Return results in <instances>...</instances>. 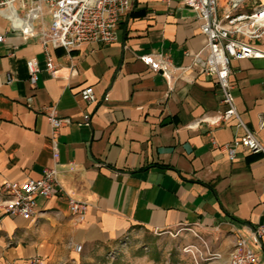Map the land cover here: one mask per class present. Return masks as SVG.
Wrapping results in <instances>:
<instances>
[{"label":"crops","instance_id":"obj_1","mask_svg":"<svg viewBox=\"0 0 264 264\" xmlns=\"http://www.w3.org/2000/svg\"><path fill=\"white\" fill-rule=\"evenodd\" d=\"M0 35V264L34 256L61 264L76 258L78 244L107 247L137 227L179 226L233 237L238 229L264 264V233L258 243L249 238L264 228V154L238 145L230 160L211 144L212 136L228 143L245 131L235 117L210 123L226 105L197 58L205 59L207 39L193 9L182 0H133L113 43L49 46L56 78L38 30L14 29L0 14ZM159 54L169 74L142 60ZM29 60L39 68L36 84ZM229 81L242 121L264 143V58L232 60ZM88 86L96 102L83 99ZM47 106L71 119L55 143ZM51 167L65 194L38 197L32 220L6 213L4 184ZM69 198L88 202L83 220L71 214Z\"/></svg>","mask_w":264,"mask_h":264},{"label":"built area","instance_id":"obj_2","mask_svg":"<svg viewBox=\"0 0 264 264\" xmlns=\"http://www.w3.org/2000/svg\"><path fill=\"white\" fill-rule=\"evenodd\" d=\"M183 4L193 9L200 23V29L207 42L201 52L205 59L198 60L208 76H215L221 92V103L226 108L212 121L219 124L235 117L244 134L232 142L219 143L211 137L214 147L225 151L230 160L237 155V146L243 145L255 153L264 154V143L242 121L235 104L232 85L229 81L230 65L235 59L264 58V2L255 0H182ZM133 8V0H0V14L9 19L14 29H22L26 34L38 30L46 52L45 68L52 78L57 77V65L52 59L49 46L72 51L87 43L111 44L117 39L120 24L127 19ZM50 20L46 22L45 17ZM39 22L36 26L35 22ZM5 36L0 35V41ZM142 60L154 71L169 74L170 63L163 55H144ZM30 81L36 84L39 68L35 60L28 61ZM86 101L96 102L93 86L82 91ZM31 100V99H29ZM45 115L52 128V139L55 143L59 129L70 123L71 119L58 114L55 106H47ZM85 119L88 121L89 114ZM57 152H55V157ZM6 199L3 208L6 213L20 216L26 220L36 218L38 213L37 198L47 199L65 194L56 167L48 168L37 179L4 184ZM88 208L87 201L69 198V210L79 220H83ZM236 242L230 251L232 264H262L259 257L238 229ZM264 233L263 227L251 230L249 238L257 243ZM81 245L75 249L80 251ZM28 264H44L40 256L32 257Z\"/></svg>","mask_w":264,"mask_h":264},{"label":"rangeland","instance_id":"obj_3","mask_svg":"<svg viewBox=\"0 0 264 264\" xmlns=\"http://www.w3.org/2000/svg\"><path fill=\"white\" fill-rule=\"evenodd\" d=\"M235 242L236 237L228 233L190 226L166 231L137 227L107 247L81 249L74 260L61 264H232L229 255Z\"/></svg>","mask_w":264,"mask_h":264},{"label":"trees","instance_id":"obj_4","mask_svg":"<svg viewBox=\"0 0 264 264\" xmlns=\"http://www.w3.org/2000/svg\"><path fill=\"white\" fill-rule=\"evenodd\" d=\"M131 16H133V15L131 14Z\"/></svg>","mask_w":264,"mask_h":264}]
</instances>
